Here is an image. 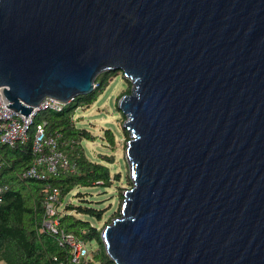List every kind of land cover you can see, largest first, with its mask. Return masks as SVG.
I'll list each match as a JSON object with an SVG mask.
<instances>
[{
  "label": "water",
  "instance_id": "obj_1",
  "mask_svg": "<svg viewBox=\"0 0 264 264\" xmlns=\"http://www.w3.org/2000/svg\"><path fill=\"white\" fill-rule=\"evenodd\" d=\"M122 71L116 264H264V0H0V87L29 116ZM33 123L31 124V127Z\"/></svg>",
  "mask_w": 264,
  "mask_h": 264
},
{
  "label": "trees",
  "instance_id": "obj_2",
  "mask_svg": "<svg viewBox=\"0 0 264 264\" xmlns=\"http://www.w3.org/2000/svg\"><path fill=\"white\" fill-rule=\"evenodd\" d=\"M116 72L101 73L96 79L97 89L93 93L75 98L60 110L39 111L34 118V122L46 120L50 134L58 135L61 141H68V144L62 146L77 162L78 171L75 174L61 172L50 181L24 177L21 173L33 160L31 140L14 147H1L4 159L1 173L4 180L10 182V190L0 210V264H76L71 260L69 248L62 247L54 235L42 230L43 197L49 182L60 186L62 203L75 187H108L113 181L120 179L119 174H111L107 162L92 160L86 155L82 140L91 138L92 135L86 127L78 126L73 119L77 107L94 101ZM33 131L34 127L31 128V132ZM106 137L109 142H114L111 130L106 131ZM79 197L78 204L70 202L63 212L61 208L59 211L61 226L85 240L90 254L94 255L91 262L87 260L80 264H92L94 261L116 264L106 252L101 237L102 228H98L90 220L102 219L106 211L97 207L87 196Z\"/></svg>",
  "mask_w": 264,
  "mask_h": 264
},
{
  "label": "built area",
  "instance_id": "obj_3",
  "mask_svg": "<svg viewBox=\"0 0 264 264\" xmlns=\"http://www.w3.org/2000/svg\"><path fill=\"white\" fill-rule=\"evenodd\" d=\"M3 87H0V210L5 202L6 194L10 190V182L2 176L4 159L1 147H14L20 143L31 140L33 160L32 163L21 173L24 177H33L50 181L58 177L61 172L75 174L78 171L77 162L73 160L66 148L62 145L68 141L59 140L58 135H52L47 131V121L34 122L39 111L60 110L64 105L52 97H47L34 112L25 116L19 111L8 106ZM33 123L34 131L31 132ZM74 142V141H72ZM61 188L56 183L49 182L43 197L44 219L42 230L54 235L62 247H68L73 263L86 262L90 256L88 244L73 232L66 231L61 226L60 204Z\"/></svg>",
  "mask_w": 264,
  "mask_h": 264
},
{
  "label": "rangeland",
  "instance_id": "obj_4",
  "mask_svg": "<svg viewBox=\"0 0 264 264\" xmlns=\"http://www.w3.org/2000/svg\"><path fill=\"white\" fill-rule=\"evenodd\" d=\"M132 83L124 77L122 71L112 74L106 87L95 97L90 104L84 103L77 107L73 119L78 126L86 127L91 138H84L82 145L86 155L96 161H102L110 166L111 174H119L120 179L113 181L108 187L91 186L75 187L60 204L61 211L65 210L68 203H79V195H85L93 203L103 208L105 214L102 219L90 218L91 222L103 228L119 216L123 201V193L132 187L129 162L126 156V148L130 139V133L124 129L123 123L126 116L119 109L120 98L131 91ZM113 132L114 142H109L106 131ZM82 216V214H77ZM91 253L88 262L93 259ZM92 264H101L94 261Z\"/></svg>",
  "mask_w": 264,
  "mask_h": 264
}]
</instances>
